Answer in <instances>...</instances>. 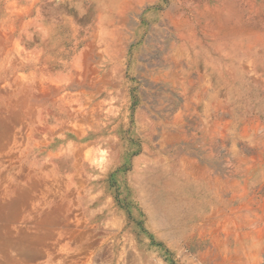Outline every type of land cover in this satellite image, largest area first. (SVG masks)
<instances>
[{
	"label": "rangeland",
	"instance_id": "rangeland-1",
	"mask_svg": "<svg viewBox=\"0 0 264 264\" xmlns=\"http://www.w3.org/2000/svg\"><path fill=\"white\" fill-rule=\"evenodd\" d=\"M0 264H264V0H0Z\"/></svg>",
	"mask_w": 264,
	"mask_h": 264
}]
</instances>
